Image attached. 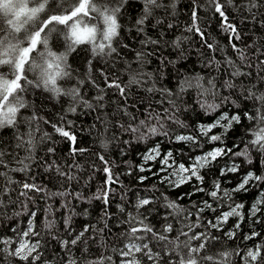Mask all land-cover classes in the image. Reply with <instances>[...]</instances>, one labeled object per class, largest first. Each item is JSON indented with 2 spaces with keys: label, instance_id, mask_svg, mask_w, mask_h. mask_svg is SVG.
<instances>
[{
  "label": "trees",
  "instance_id": "trees-1",
  "mask_svg": "<svg viewBox=\"0 0 264 264\" xmlns=\"http://www.w3.org/2000/svg\"><path fill=\"white\" fill-rule=\"evenodd\" d=\"M103 1L97 0V5ZM108 1L111 7L119 3ZM161 2L164 7L154 9L138 25L143 0H126L117 15L120 28L113 41L116 52L111 55L94 54L93 43L88 40L74 44L72 28L57 24L55 32L60 41L55 43L51 33L47 39L58 53L63 51L70 76L57 80L60 94L43 86H29L21 93L27 107L20 109L15 126L0 128V240H17L31 221L37 235L31 236L30 242L40 245L36 264H90L101 258L104 264H121L129 228L142 227L141 219L155 233L168 237L157 241L152 233H138L145 236L141 243H148L154 253L160 254L155 264H169L174 258L173 243L187 239L181 232L189 237L203 233L207 239L193 240V246L207 244L209 255L231 253V264H246L245 251L248 258L251 251L258 253L251 264H264V181L252 180L246 191L237 190L249 172L264 176V152L254 147L252 153L249 144L256 122L245 116L246 112L257 115L260 102L255 97L264 95V0H255L256 7H250L249 0H219L239 38L224 30V21L210 0ZM41 18L46 19L47 14ZM42 51L39 44L30 58L36 57L39 62ZM138 53L142 54L139 58ZM237 70L240 74L234 75ZM0 71L7 73L9 69ZM27 76L36 80L38 72ZM133 76L138 82L130 83ZM197 79L205 88L211 87L208 81H213V91L219 95L213 99L210 94H200ZM113 81L125 89L123 94L109 87ZM226 82L234 87H226ZM73 88L79 90L75 99L67 94ZM249 93L252 98H248ZM223 97H228L227 102ZM204 101L222 106L206 112L201 107ZM225 112L239 115L240 122L227 131L222 126L212 128L207 135L201 131L202 126L213 124ZM149 113L154 117L151 120ZM141 120L147 125H140ZM54 125L74 135L75 142L58 133ZM137 126L139 132L128 130ZM149 126L157 127V134L148 133ZM212 135L221 136V140L211 141ZM178 136L194 139L177 140ZM214 147L232 151L215 160L208 158L210 162L199 169L202 181L191 177L179 186L169 182L175 179L162 163L169 152L168 162L192 166L197 156ZM245 148L250 161L234 155ZM153 149L159 155L146 161L145 155ZM233 165L237 171H226ZM105 167L115 183H106ZM25 183L41 190L25 189ZM214 190L216 198L209 195ZM104 192L108 193L107 204ZM142 199L150 203L138 208ZM169 202L183 211L169 208ZM237 205H242L237 208L239 214L223 220V214ZM49 222L52 226L46 227ZM168 225L171 232L164 231ZM81 232L84 235L80 240L71 244ZM137 257L141 264H153L147 256L138 253ZM0 264L32 261L0 251Z\"/></svg>",
  "mask_w": 264,
  "mask_h": 264
},
{
  "label": "snow or ice",
  "instance_id": "snow-or-ice-1",
  "mask_svg": "<svg viewBox=\"0 0 264 264\" xmlns=\"http://www.w3.org/2000/svg\"><path fill=\"white\" fill-rule=\"evenodd\" d=\"M126 0H119V3L114 6H106V5H97V0H58L57 8L61 9V11H57L50 7L52 0H0V68L7 67L9 71L7 73L0 71V128L5 126H15L17 122V116L20 109H24L27 107L26 101L24 100L21 93L25 92L29 86L41 87L43 86L46 90L52 91L56 94H60L61 89L57 87V80L63 77L70 76V72L67 70L66 58L64 54H56L52 51H47L46 53H39V62L36 57H31L30 54L37 50V46L39 44H43L45 48H47V34H50L52 31H55V25H66L72 28V35L76 37L73 40L74 44L83 43L84 40L79 37L82 34H86L88 41L93 43V52L97 55H111L116 52V48L113 47V41L118 36V29L120 25L117 22V15L120 12V9L123 7V4ZM211 3L214 4L215 11L220 15V17L224 21V30L230 31L234 34L235 38L238 37V33H236V29L233 25L228 23V18L225 15L224 5L219 2V0H210ZM228 3H232V0H228ZM250 7H256L255 0H249ZM144 8L143 15L140 19L137 20L138 25H142L144 20L153 14V10L157 8L164 7L161 0H143ZM68 5V7H65ZM90 13H96L97 15L93 17V19L99 20L101 17L103 18V25L101 27L99 25H91L89 24L85 18L90 16ZM47 14L46 19H42L41 15ZM195 20L196 13L193 12V28H195ZM5 23L6 26L5 27ZM77 25H80L83 29V32H79L77 30ZM192 29L190 28L189 31ZM196 31H199L196 28ZM24 33L26 36L27 46H24L25 37L19 36L17 34ZM42 33H45V36L41 38ZM150 43H157V41L151 40ZM211 47V46H210ZM235 48V45H233ZM138 58L142 56V54L138 53ZM241 58H243V54L241 53ZM231 63V61H229ZM36 71L38 72V76L36 80H31L28 78L27 73ZM239 70H237L234 75H239ZM23 81V83H21ZM138 82L135 76L132 77L130 83ZM208 84L211 86L209 88H205L202 84H200L199 79H197L196 87L200 89V94L207 95L210 94L213 99L219 95L217 91H213L215 89V84L213 81H208ZM118 88L121 93L125 91L123 87L119 83L115 81L109 85V87ZM191 87L192 84L189 83ZM226 87L232 88L234 85L231 82H226ZM151 90V89H150ZM78 89L73 88L69 93V95L73 96L75 99L78 95ZM253 94L249 93L248 98H252ZM257 101L260 102V107L257 108V115L252 116L249 113H245V116L250 121L256 122V127H254L251 131L253 134V139L249 142V144L261 152H264V95L255 97ZM228 97H223V101L227 102ZM91 106V105H89ZM221 104L208 103L204 101L201 103V107L205 109L206 112L215 111L217 108L221 107ZM74 111V109H72ZM168 110H165V115H167ZM154 117L151 113H149L148 119L151 120ZM159 120V116L155 117ZM169 119L173 117L169 116ZM34 119V117H33ZM241 117L239 115L229 116L228 113H223L213 124L208 126H202L201 131L207 135L208 132L216 127L222 126L224 130L227 131L228 128L232 126L233 123H239ZM223 121H227V124H222ZM140 125H147L146 120H141ZM53 127H56L55 125ZM160 128H163V124L160 123ZM128 130L133 133L139 132L140 128L130 127ZM56 131L60 133L62 136L67 137L69 140L75 142V136L72 135L69 131L64 130L63 128L56 127ZM159 129L155 126L148 127V133L157 134ZM167 134L166 132L164 133ZM141 138H144V134L141 133ZM177 140H188L192 141L194 138L191 136H178ZM211 141H219L221 140V136L212 135L209 137ZM75 151V150H74ZM159 155V153L153 149L151 150ZM231 149H220L216 148L210 152H208L203 157H196L194 164L192 166H185L184 164H180L178 166V170L173 173V175L179 176L178 183L175 181H169L170 183L175 184V186H179V184L187 182L191 177H195L197 180L203 179L202 176L199 175V169L204 167L207 163H209V157L211 160H215L217 157L221 155H226L231 152ZM171 153L167 154L162 160L164 165L168 164V157H171ZM236 156H244L246 159H249L248 149L245 148L242 152L234 153ZM145 160H151L155 157L153 155H145ZM103 159V157H101ZM23 163V161H21ZM27 168V165H25ZM23 171L24 169H19ZM144 169L141 168V171ZM166 169L162 168L161 171ZM105 173L108 174V178L106 183H115L116 181L113 179L110 169L105 167ZM226 171L235 172L237 171V166L233 165L230 169ZM183 173H188L187 176L182 175ZM223 174V171H222ZM145 179L141 177V180ZM264 181V176H254L253 173L249 172L247 176H245L242 182L238 185L237 190H247L246 185L249 184L250 181ZM25 189L40 191L36 185H29L25 183L23 185ZM216 189H219V183L216 184ZM201 190L202 189H198ZM26 195V193H24ZM53 195L64 196L66 193H53ZM209 195L213 198L217 197V191H211ZM227 195V193H225ZM104 198V202L108 203V193L104 192L102 194ZM100 198V197H97ZM150 201L148 199H142L139 201L138 208L144 205H148ZM257 203H260L259 201ZM169 208H173L176 211H183L180 209L175 202H169L167 205ZM210 207V205H207ZM242 207V205H237L236 208H233L230 212L224 213L222 219L227 220L229 216L238 215L237 208ZM257 211L256 206H253V214ZM34 216L35 213H32ZM135 219V218H133ZM221 218H218V221ZM67 223V221L65 222ZM29 228L21 233L17 240L13 241L12 239H4L0 240V244L4 245L3 249L0 251L7 252L10 256L18 257L23 261H28L31 259L32 264H36V262L40 259V254L37 251L39 248V242L32 243L30 242V237L37 235L31 227V221L29 222ZM139 224L142 227L130 226L128 231L129 242L125 245V250L121 252V256L124 257L121 264H141L137 254H142L147 256L150 261H155L159 258L158 253H154L152 249L149 247L148 243H141L144 241V235H138V233H152L153 237L157 241H166L168 237L163 234H157L154 232L153 228L147 224H144V221L141 219ZM52 222H49L46 227H51ZM212 227H216V225H212ZM88 229L85 228V231ZM191 229H189L190 231ZM165 232H171V225H168L165 229ZM84 235V232H81L79 236L71 241V244L75 245L78 240ZM180 235L187 237L184 241H179V236L176 238L178 243H173L169 241V243H173L172 252L174 254V258L169 261V264H231L230 256L231 253H220V254H207L208 245L201 242L195 246L191 243L193 240H201L207 239L203 233L194 234L192 236H188L187 232H181ZM231 236V233H229ZM29 238V239H25ZM212 239H216L213 237ZM15 243V248H11V245ZM68 242L65 241V244ZM249 256L252 257L253 260L256 259V254L252 252L249 253ZM131 257V259H128ZM110 259V257L108 258ZM75 264V261L72 262ZM90 264H104L103 258L98 261H92Z\"/></svg>",
  "mask_w": 264,
  "mask_h": 264
},
{
  "label": "rangeland",
  "instance_id": "rangeland-1",
  "mask_svg": "<svg viewBox=\"0 0 264 264\" xmlns=\"http://www.w3.org/2000/svg\"><path fill=\"white\" fill-rule=\"evenodd\" d=\"M57 3H58V0H52V3L50 4V7L51 8H53V9H56V10H61V9H58L57 8ZM102 4L103 5H106V6H109L110 5V2L108 1V0H104L103 2H102ZM65 7H66V5H65ZM101 19H103L102 17H101ZM90 22V21H89ZM91 23V22H90ZM55 27H56V25H55ZM77 30L79 31V32H83V29L81 28V27H78V25H77ZM51 34L52 35H54L55 36V43H58L59 41H60V35L58 36L57 35V33L55 32V31H52L51 32ZM49 35L50 34H48L47 35V37H49ZM19 36H22V37H24L23 35H19ZM44 37V36H43ZM42 37V38H43ZM79 38H86V34H82ZM48 40V43H47V48H45V46L42 44V46H43V51L42 52H44V53H46L47 51H52V52H55L56 54H62L63 53V51H61V52H57L56 51V47H55V45H54V43L51 41V40H49V39H47ZM60 50H62V48L61 47H58ZM251 151H252V153H254L255 152V148L253 147L252 149H251ZM254 151V152H253ZM208 152H206V153H204L203 155H201V156H197V157H203V156H205L206 154H207ZM147 155H154V157L156 156V153L155 152H153V151H150ZM194 161H195V159H194ZM259 161V160H258ZM180 165V163L178 164V165H174L173 163H170V162H168V164L167 165H165L166 167L165 168H167V171H168V173L169 174H171V176L172 177H174V178H176L177 180H179V176H177V175H173V173L174 172H176L177 170H178V166ZM182 175H186V173H183ZM131 259V258H130Z\"/></svg>",
  "mask_w": 264,
  "mask_h": 264
},
{
  "label": "bare ground",
  "instance_id": "bare-ground-1",
  "mask_svg": "<svg viewBox=\"0 0 264 264\" xmlns=\"http://www.w3.org/2000/svg\"><path fill=\"white\" fill-rule=\"evenodd\" d=\"M97 14L96 13H90V16L88 17V18H85V20L89 23V24H91V25H99V26H101V27H104V25H103V19H99V20H97V19H93V17H95ZM91 23H90V22ZM78 27H81L80 25H78ZM216 148H220V149H222L221 147H214V148H212V150H214V149H216ZM212 150H210V151H212ZM210 151H208V152H210ZM210 158V157H209ZM247 176V175H246ZM175 179V181H179V180H177L176 178H174ZM235 227H236V225H235ZM253 254H256V256H257V254L258 253H256V251H251ZM246 251H245V255H244V262L246 263V264H251V263H253L254 261H251V259H252V257L251 256H249V253H248V256L250 257V258H248L247 256H246Z\"/></svg>",
  "mask_w": 264,
  "mask_h": 264
}]
</instances>
